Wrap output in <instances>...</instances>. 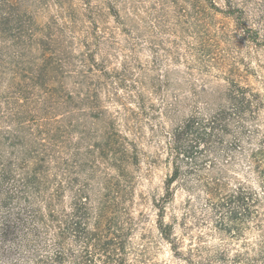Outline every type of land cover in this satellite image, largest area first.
<instances>
[{"label":"rangeland","instance_id":"rangeland-1","mask_svg":"<svg viewBox=\"0 0 264 264\" xmlns=\"http://www.w3.org/2000/svg\"><path fill=\"white\" fill-rule=\"evenodd\" d=\"M17 1L33 13L40 28L52 30L60 51L55 61L63 64L57 72L62 87L53 108L35 114L28 126L47 129L50 124L59 125L55 127L57 146L51 153L67 157L80 152L87 157L88 181L84 183L92 193H105L107 182L120 180L119 188L128 191L121 209L133 218L132 256L145 249L154 264H187V260L193 264H246L247 258L261 253L264 182L252 160H261L264 167V45L250 41L234 19L219 10L226 3ZM239 3L250 7L249 23L264 29V0ZM229 79L250 86L258 94L254 99L257 107L248 114L241 147L235 150L231 145L232 133L218 134L213 146L205 144L202 185L195 191L178 189L167 204L166 221L175 226L183 251L180 258L162 239L154 206V199L163 194L169 169L167 137L190 114L210 119L226 98ZM70 94L76 95L75 102ZM137 101L144 106L140 108ZM31 103L36 104L35 98ZM124 150L139 161L127 167L130 175L126 178L120 168L124 156L119 153ZM223 181L231 191L255 190L259 197L255 213L249 205L250 211L246 210V204L233 210L211 204L210 194ZM228 213L230 218L224 220Z\"/></svg>","mask_w":264,"mask_h":264},{"label":"trees","instance_id":"trees-1","mask_svg":"<svg viewBox=\"0 0 264 264\" xmlns=\"http://www.w3.org/2000/svg\"><path fill=\"white\" fill-rule=\"evenodd\" d=\"M223 1L227 7L219 10L232 17L250 41L264 45V29L249 23L250 7L239 0ZM48 27L40 28L33 13L17 0H0V264H154L145 249L132 256L133 218L121 209L128 191L119 188L120 180L107 182L105 193H92L84 183L88 181L87 157L80 152L67 157L51 153L57 146L55 127L59 125L50 124L48 130L42 125L28 126L35 121V114L53 108L62 87L57 72L63 64L55 61L60 53L55 47L57 38ZM85 83L84 79L80 82L86 91ZM257 95L250 86L229 79L226 98L210 119L190 114L175 124L167 137L169 169L163 194L154 199V206L159 233L180 258L183 251L175 226L166 221L167 204L178 189L195 191L202 185L205 144L213 146L218 134L232 133L231 145L235 150L241 147L248 114L257 107ZM69 98L77 100L74 94ZM87 148L91 150L93 145ZM121 153L120 168L126 178L130 175L127 167L139 161L135 154L129 158L126 150ZM252 165L264 182L261 160L255 158ZM227 184L218 183L217 191L210 194L211 204L229 210L246 204L245 209L251 207L255 213L257 192L231 191ZM229 218V213L223 216ZM246 260V264H264V245L261 253ZM187 264L193 263L187 260Z\"/></svg>","mask_w":264,"mask_h":264}]
</instances>
